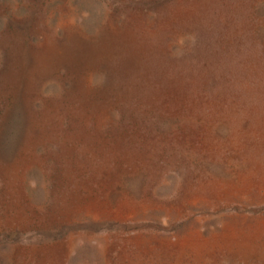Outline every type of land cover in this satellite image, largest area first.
I'll use <instances>...</instances> for the list:
<instances>
[{"label": "rangeland", "instance_id": "obj_1", "mask_svg": "<svg viewBox=\"0 0 264 264\" xmlns=\"http://www.w3.org/2000/svg\"><path fill=\"white\" fill-rule=\"evenodd\" d=\"M0 264H264V0H0Z\"/></svg>", "mask_w": 264, "mask_h": 264}]
</instances>
